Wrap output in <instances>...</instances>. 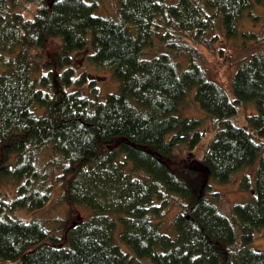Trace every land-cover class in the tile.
<instances>
[{
  "label": "trees",
  "instance_id": "obj_1",
  "mask_svg": "<svg viewBox=\"0 0 264 264\" xmlns=\"http://www.w3.org/2000/svg\"><path fill=\"white\" fill-rule=\"evenodd\" d=\"M23 3L35 11L26 16ZM253 5L120 0L115 19L97 15L98 4L87 0H0V179L17 188L0 196L1 262L264 264V249L251 246L264 227V51L238 67L231 92L193 57L182 69L169 51L147 56L157 41L180 49L190 33L201 39L215 16L236 36ZM243 35L264 44V27ZM52 39L60 51L43 61L39 51ZM88 48L93 64L119 80L117 93L103 96L88 72L79 74L75 54ZM193 89L214 127L199 158L204 120L179 113ZM248 103L255 112L247 124L235 123ZM184 150L194 158L178 159ZM252 166L254 177L240 180L251 199L235 203L230 215L197 195L196 181L226 184ZM58 185L67 202L90 212L64 236L15 216L47 206ZM176 204L170 233L160 221Z\"/></svg>",
  "mask_w": 264,
  "mask_h": 264
},
{
  "label": "rangeland",
  "instance_id": "obj_2",
  "mask_svg": "<svg viewBox=\"0 0 264 264\" xmlns=\"http://www.w3.org/2000/svg\"><path fill=\"white\" fill-rule=\"evenodd\" d=\"M87 1L96 2L98 4V8L95 12L97 15L111 16L115 19H119L117 9L120 0ZM253 1V7L246 11L239 22V32L236 36L228 37L220 17L215 16L212 21L213 23L208 30H206L201 39H195V34L190 33L189 36H184L179 40L181 43L180 49L168 47V43L157 41L154 45L147 48V56L153 57L162 51H169L175 56L176 60L181 63L182 69L188 68L191 57H193L196 62H199L207 70L211 80L219 83L231 92L233 78L238 67L243 61L249 59L253 53L264 51V44L262 41L250 39L243 35L246 32L260 34L264 27V4L259 3L258 0ZM21 8L25 10V14L28 16L35 11L36 5L23 3ZM192 47H196L198 50L193 51ZM60 48L61 41L59 39H52L39 51L40 57L43 61L54 62L55 56L60 51ZM90 53L91 48H88L81 53L75 54V65L79 70V74L81 75L84 71L88 72L94 84L101 89L103 96L111 92L117 93L120 87L119 80L114 77L109 69L98 68L94 65L89 58ZM4 71L5 66L0 61V75ZM83 91L86 94H91L90 90L86 87ZM195 93L196 89H193L191 93L186 96L179 108V113L189 118H203L204 120L207 138L197 150L196 157L199 158L214 132V127L209 117L206 116V112L196 101ZM254 112L255 105L253 103H248L242 106L239 114L233 120L239 125L247 124L248 116L252 115ZM50 156L51 152L49 150L45 151L42 154V162L45 163L48 161ZM177 156L178 159L184 161H190L194 158L191 154L186 152V150L179 152ZM189 157L191 159H188ZM255 170L256 166H252L242 172H238L231 182L226 184L213 182L211 187L208 186L209 182L204 187L205 181L198 180L194 183L197 195L200 197L205 196L207 199L218 203L221 210L225 214L230 215L235 203L239 201H249V199H251L250 195L241 189L240 180L244 174H249L251 177H254ZM14 186L15 185L0 179V196H5L6 194H8L9 197L13 196L17 189ZM54 193L52 201L44 208L32 211L20 209L15 213V216L21 217L24 220L39 219L43 221L54 234L64 236L71 224L82 218H87L90 212L83 206H75L67 202L63 197V189L61 186L58 185ZM180 211L181 207L176 204L172 206L160 221L163 228L168 232H174L173 221ZM121 245L123 250L128 251L127 245L122 242ZM251 246L255 249H264V227L256 232V240ZM0 264L14 263H3L0 261ZM135 264L153 263L149 259H143Z\"/></svg>",
  "mask_w": 264,
  "mask_h": 264
},
{
  "label": "water",
  "instance_id": "obj_3",
  "mask_svg": "<svg viewBox=\"0 0 264 264\" xmlns=\"http://www.w3.org/2000/svg\"><path fill=\"white\" fill-rule=\"evenodd\" d=\"M208 180H209V177L206 178V180H205V182H204V183H205V184H204V187H205L206 184L208 183Z\"/></svg>",
  "mask_w": 264,
  "mask_h": 264
}]
</instances>
